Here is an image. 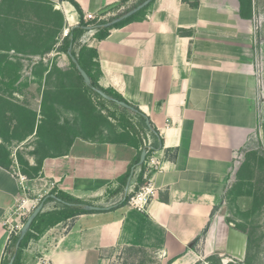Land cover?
Masks as SVG:
<instances>
[{
    "label": "crops",
    "instance_id": "obj_1",
    "mask_svg": "<svg viewBox=\"0 0 264 264\" xmlns=\"http://www.w3.org/2000/svg\"><path fill=\"white\" fill-rule=\"evenodd\" d=\"M69 1L106 21L143 0L62 1L57 8L72 29L79 14ZM260 8L256 0H153L102 40L87 28L80 39L96 51L90 73L144 115L143 121L129 110L143 132L136 135L99 111L102 122L79 120L65 150L38 165L28 159L29 168H38L36 178L24 176L11 155L8 163L0 158V264L12 209L23 200L31 205L26 195L42 198L52 189L104 208L67 220L51 250L54 264H100L105 253L128 247L166 264H202L212 256L244 263L248 233L226 219L224 204L241 149L264 121ZM145 147L156 152L161 169L150 176L154 197L139 211L120 203L143 185ZM51 202L59 204L50 201L42 212ZM45 243L43 236L24 252Z\"/></svg>",
    "mask_w": 264,
    "mask_h": 264
},
{
    "label": "rangeland",
    "instance_id": "obj_2",
    "mask_svg": "<svg viewBox=\"0 0 264 264\" xmlns=\"http://www.w3.org/2000/svg\"><path fill=\"white\" fill-rule=\"evenodd\" d=\"M61 2L0 0V158L6 162L9 155L16 158L20 172L29 178L38 176V168H29L28 159L38 165L44 156L65 150L71 135L80 129L79 120L102 122L96 112L124 119L136 131L143 132L142 124L132 114L99 99L78 80L70 58L62 52V41L67 35L64 31L69 27L63 12L57 8ZM256 2L261 7L260 14L264 15V0ZM80 42L75 52L81 57L86 40ZM260 62L258 58L256 66L261 68ZM239 156V170L226 193V219L248 233L249 255L240 263L264 264V121ZM25 198L37 205L41 200L29 194ZM21 204L12 209L6 221V229L12 228L13 235L20 233L21 225L33 212V209L26 212ZM88 204L100 203L93 200ZM48 208L37 220L27 244L45 236L44 249L28 253L24 252L26 246L20 264H54L51 250L58 242L56 237L64 236V228L70 221L55 224L60 218L61 206L52 203ZM12 252L10 244L5 260ZM103 260L100 264H166L152 253L134 247L111 250ZM235 263L238 262L215 256L202 264Z\"/></svg>",
    "mask_w": 264,
    "mask_h": 264
},
{
    "label": "trees",
    "instance_id": "obj_3",
    "mask_svg": "<svg viewBox=\"0 0 264 264\" xmlns=\"http://www.w3.org/2000/svg\"><path fill=\"white\" fill-rule=\"evenodd\" d=\"M61 1H66V0H61ZM69 2L74 6L76 11L78 12L79 21H78V25L76 27H74L72 29H68V33H67L66 37L63 39V41H62V52L67 54V51H68L69 47L72 46L71 54L76 59L78 65L87 73L88 77L91 80V87H87L84 84L81 76L79 75L78 71L76 70L75 64L70 60L71 61V65H72V67L75 70V73H76V76H77L78 80L81 82V84L87 90L91 91L96 97H98L101 100H103V99L99 95H97V93L92 88H95V89L103 91L104 93H106L107 95H109L113 99L125 102L124 99L121 98L116 93H113V92H110V91L102 89L99 86V84L97 83V80H96L95 76H93L90 73V71H91L90 69L94 65L93 62H92V59L95 58L96 51L94 49L88 48L87 45L83 46L82 47L83 55H81V57H80L79 55L76 54L75 49H76L77 46H79V43H81L80 42L81 41L80 37L87 30V28H89V30H94L95 31L94 36H95V38L97 40H102L108 35L109 30H111L113 28H120V27L124 26L125 24L133 21L142 12H144V10L151 3L149 5H147L146 7H144L142 10H140L139 12H137L136 14L130 16L129 18H126V19H124L122 21L116 22V23H114V24H112L110 26H106V24L112 22L115 19H118L119 17H121L122 15H124L127 12L119 13L118 15L114 16L111 19H107L106 21L99 20V19H95V20H92V21H85L84 20V15L82 14V12H81L80 8L78 7V5L74 1H69ZM142 2H140V3H142ZM89 103L93 104L92 101H90ZM109 103L111 105L115 106L116 108H119L120 110L129 112L131 114V112L128 109L126 110V109L118 106L116 103H114L112 101H109ZM132 108L134 109V113L136 115H138L144 121L145 120L144 115H142V113L136 107H132ZM119 121H120V123L125 124L127 126V128L131 132H133L134 134H136V135L140 134V132L136 131L135 128L133 126H131L130 123H127L126 120L124 121V119H122V120L119 119ZM142 130H143V128H142ZM69 142H71V141H69ZM145 148H146V150L149 151V147H145ZM136 163H137V161L135 162V164ZM144 167H145V165L143 164L142 167H141V171L142 172L144 170ZM139 184L140 185L143 184L142 174L140 175V178H139ZM50 195H54L59 200L58 203L61 206V211L58 214V215H60V218H59L58 221L55 222V224L56 223H60V222H65V221H67V220H69V219H71V218H73V217H75L77 215L89 214V213H95L96 212V211H90V210L85 208V207L89 206L88 202L81 201L79 199L71 197L70 195H68V194H66L64 192L56 191L55 189H52L49 192V194L44 196V197H46V200H45L44 204H46L49 201H54V199L51 198ZM129 197L130 196L125 197L121 201L120 206L126 205L127 202H128ZM43 198H41L40 201H42ZM44 207H45V205H44ZM42 214H44V213L40 212L38 214V216L33 220L29 231H27V233L25 234L24 238L20 241L19 245H17V243L19 241L20 234H18V235H13L12 234L10 236L9 241L6 244V249L11 244L12 247H13V252L11 254V257L9 259H7V260L4 259L2 264H8V262L12 258L14 259L13 264H20V257H21L22 250L27 246L28 242L30 241L32 230H33L37 220L42 216ZM248 255H249V250H248V254L246 256V259H247ZM214 257L215 256L208 257L206 259V261H210V259H212ZM235 264H241V263H235Z\"/></svg>",
    "mask_w": 264,
    "mask_h": 264
},
{
    "label": "water",
    "instance_id": "obj_4",
    "mask_svg": "<svg viewBox=\"0 0 264 264\" xmlns=\"http://www.w3.org/2000/svg\"><path fill=\"white\" fill-rule=\"evenodd\" d=\"M153 0H145L143 1V3H141L140 5H138L137 7H135L134 9L128 11L127 13H125L124 15H122L121 17H119L118 19H115L113 20L112 22L106 24V26H110L116 22H119V21H122L126 18H129L130 16L136 14L137 12H139L140 10H142L144 7H146L147 5H149ZM71 49H72V46L69 47L68 51H67V56L70 58V60L75 64V67H76V70L78 71L79 75L81 76L84 84L87 86V87H91V80L90 78L88 77L87 73L78 65L76 59L72 56L71 54ZM96 93L97 95H99L102 99H104L105 101H112L114 103H116L117 105L125 108V109H128V110H131V111H134V109L129 105L127 104L126 102H123V101H118L116 99H113L111 98L109 95H107L106 93H104L103 91L101 90H98V89H95V88H92ZM146 155H147V151L146 149H143L142 152H141V155H140V160H139V165H142L145 161V158H146ZM130 183V179H128V184ZM128 189V187H127ZM51 198H53L55 201H59L54 195H50ZM46 200V197H44L42 199V201H40V203L35 207V209L33 210V212L28 216V218L26 219L25 223L23 224L21 230H20V237H19V241L17 243V245H19L20 241L24 238L25 234L27 233V231H29L30 229V226L33 222V220L38 216V214L40 212L43 211V208H44V202ZM86 209L90 210V211H100V210H103L104 208H101V207H97V206H93V205H89L87 207H85ZM13 261L14 259H10V261L8 262V264H13Z\"/></svg>",
    "mask_w": 264,
    "mask_h": 264
},
{
    "label": "built area",
    "instance_id": "obj_5",
    "mask_svg": "<svg viewBox=\"0 0 264 264\" xmlns=\"http://www.w3.org/2000/svg\"><path fill=\"white\" fill-rule=\"evenodd\" d=\"M95 19H97V17L93 14L84 15L85 21H92ZM146 151H147V155L144 161L145 167L143 170V181H144L143 185L140 187V189L135 194H133L130 197L128 204H127L129 207L135 208L139 211H144V209L150 202L151 198L154 197L155 190H154V185H153V182L150 176L153 172H158L161 169L160 159L158 158V156H156V152H154V150H151V149H149V151L148 150ZM18 177L20 179V182L24 180L22 176H18ZM21 203H22L21 208H23L26 212H29L31 209L34 210L37 205L35 203H33L32 205H28L27 202L24 200ZM22 226L23 225H21V227ZM12 234H13V229L11 228L7 231V243Z\"/></svg>",
    "mask_w": 264,
    "mask_h": 264
}]
</instances>
